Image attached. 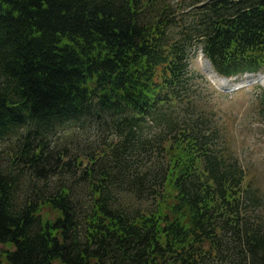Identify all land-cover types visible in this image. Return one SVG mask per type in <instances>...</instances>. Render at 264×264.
Here are the masks:
<instances>
[{
	"label": "trees",
	"instance_id": "trees-1",
	"mask_svg": "<svg viewBox=\"0 0 264 264\" xmlns=\"http://www.w3.org/2000/svg\"><path fill=\"white\" fill-rule=\"evenodd\" d=\"M191 1L188 23L168 0H0V140L25 131L0 264H264V198L189 70L200 46L219 76L264 71V0Z\"/></svg>",
	"mask_w": 264,
	"mask_h": 264
},
{
	"label": "rangeland",
	"instance_id": "rangeland-1",
	"mask_svg": "<svg viewBox=\"0 0 264 264\" xmlns=\"http://www.w3.org/2000/svg\"><path fill=\"white\" fill-rule=\"evenodd\" d=\"M168 3L176 11L181 10V17L188 23L195 19L199 6L203 4L193 5L191 0H168ZM206 61L207 58H205L201 47L193 48L189 60V70L205 77L207 83H201L200 87L203 97L209 105H216L220 110L219 115L223 116L220 117L221 122L227 127L226 134L232 139L239 160L245 169L246 184H251L257 190V193L264 198V115L259 116V106H264V104H260L257 100L262 99L264 83L257 77V73L253 75V78L251 75H245L249 73L219 77L212 70H209ZM259 73L264 76V71ZM209 77L223 87L231 82L230 87H218ZM222 79L228 80V82L222 81ZM238 83L243 84L244 87L234 90L239 88ZM206 84H208V87H206ZM78 131L77 140L86 146L96 147L104 136L98 126L85 125L79 127ZM76 132L77 129L73 128L70 122L60 125L57 130V138L66 139L64 143L73 152L84 149L81 145L79 147L72 146L75 142ZM22 134H25L24 130H20L11 137L1 139L0 156L7 158L12 150V144ZM1 248H3L2 245H0Z\"/></svg>",
	"mask_w": 264,
	"mask_h": 264
},
{
	"label": "bare ground",
	"instance_id": "bare-ground-1",
	"mask_svg": "<svg viewBox=\"0 0 264 264\" xmlns=\"http://www.w3.org/2000/svg\"><path fill=\"white\" fill-rule=\"evenodd\" d=\"M206 65L209 67V70H212L213 71V73L215 74V75H217L216 74V72L214 71V69L212 68V65L210 64V62L209 61H206ZM205 68V67H204ZM208 69V68H207ZM210 72V71H209ZM214 75V76H215ZM245 75H251L252 76V78H253V75L254 74H245ZM257 77L259 78V79H261L260 81L262 82V83H264V76H261L260 75V73H257ZM218 76V75H217ZM220 77V76H219ZM210 78V80L215 84V85H217L218 87H223V86H220L218 83H216L211 77H209ZM247 79H250V78H247ZM222 81H225V82H228V80H225V79H222ZM230 84H231V82H229V83H227V86L226 87H230ZM239 84V83H238ZM226 87H223V88H226ZM237 88H235L234 90H236Z\"/></svg>",
	"mask_w": 264,
	"mask_h": 264
}]
</instances>
